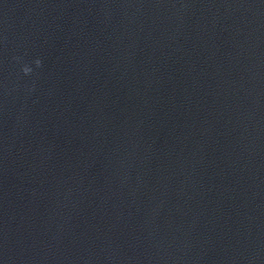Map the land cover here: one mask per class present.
<instances>
[{
    "label": "water",
    "instance_id": "1",
    "mask_svg": "<svg viewBox=\"0 0 264 264\" xmlns=\"http://www.w3.org/2000/svg\"><path fill=\"white\" fill-rule=\"evenodd\" d=\"M0 264H264V0H0Z\"/></svg>",
    "mask_w": 264,
    "mask_h": 264
},
{
    "label": "clouds",
    "instance_id": "2",
    "mask_svg": "<svg viewBox=\"0 0 264 264\" xmlns=\"http://www.w3.org/2000/svg\"><path fill=\"white\" fill-rule=\"evenodd\" d=\"M35 63H36L37 66H40V65H41V61H40V60H36ZM30 71H31L30 68H28V67H25V68H24V72H25V73H28V72H30Z\"/></svg>",
    "mask_w": 264,
    "mask_h": 264
}]
</instances>
